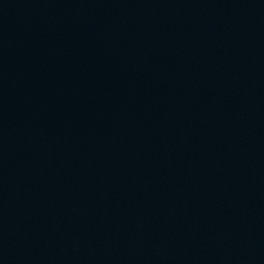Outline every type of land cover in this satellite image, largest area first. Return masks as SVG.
<instances>
[{
    "label": "water",
    "instance_id": "1",
    "mask_svg": "<svg viewBox=\"0 0 264 264\" xmlns=\"http://www.w3.org/2000/svg\"><path fill=\"white\" fill-rule=\"evenodd\" d=\"M0 264H264V0H0Z\"/></svg>",
    "mask_w": 264,
    "mask_h": 264
}]
</instances>
